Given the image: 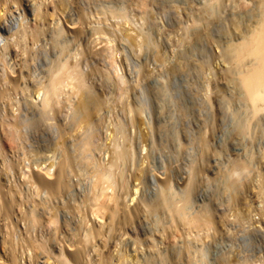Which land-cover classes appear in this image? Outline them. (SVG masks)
Here are the masks:
<instances>
[{
    "label": "bare ground",
    "instance_id": "bare-ground-1",
    "mask_svg": "<svg viewBox=\"0 0 264 264\" xmlns=\"http://www.w3.org/2000/svg\"><path fill=\"white\" fill-rule=\"evenodd\" d=\"M29 1L30 0H0V264H206V261L198 258L195 254V251L197 252L199 248L203 249V247H199L196 242L197 239L194 241L193 238L192 240V235L190 236L191 233L188 230L185 231V228H192L191 226L202 227L204 224H207V226L209 225V227L211 225L213 227L216 225L215 228L212 227V232L219 231L220 233H226L228 231L227 226L230 225L231 222V220L229 221V218H227V214L229 216V213L237 215L241 220V223H247L252 226H249L250 228L247 230L258 234L263 251L261 250V253H258L257 255V252L255 253L251 248V252H253L252 258L248 253L245 254V256H249L250 258H245L243 257L244 255H239V252H232L231 255L228 252L229 255L219 254L220 256L217 261L221 264H235V261H237L236 263H239L240 261L243 262L250 260L248 263L261 262L260 264H262V261L264 262V0H201V2L203 1V4L200 6V9L197 8V13L190 12L191 9L188 11V14L190 12V16L187 14L189 16V24L186 21L188 25H184L186 26L185 31L190 38V43H196L195 41L199 43V40H203L202 42H204V46H201V48L205 49L207 57H205L206 60L202 61L201 64H195V62L197 63L198 61L197 59L200 58L199 61L201 60V57L196 60L194 59L195 61L192 60L194 65L191 61L193 57H190L192 66L189 64L191 67L188 65H186V67L191 68L189 70H193V74L198 66L203 68V71L204 69H208L211 78L215 79L217 83L213 87L214 91L206 88L207 86L211 88V85H209L208 82L205 83L208 84L205 87L206 89L201 88V85H199V88L194 83H190L188 93L192 105L195 104L198 99L202 104L206 103L208 105L207 116L205 117L206 114H203L205 118H201L203 122L201 124L202 127L200 128L203 129L201 134L199 133V136L195 134V126L194 128H191L192 131L186 136V140L192 149L196 147L198 142V147L201 148L202 154L194 159H190L189 169L187 170L188 177L185 176L189 179L186 180V187L184 188L186 190L184 192L182 191L184 189L180 191L173 190L175 187L173 188L168 182L167 187L160 186L154 200H151L154 196H151L150 194L149 197H152L150 200L146 199L148 196L144 195L145 197H143L139 194V188L142 186L141 184L135 182L136 184L129 186L127 182L128 180L126 181L122 172L116 171L118 161L125 157L128 152L132 151L130 146V148L127 146V149L125 150L122 148L119 149V143L116 142V140L112 142L113 139L108 137V139H111L107 144V147L110 148L109 150L106 149L107 152H110L108 161H104L102 155H99L100 157L98 156L99 152L100 154L105 153V151L102 153V148L98 145L99 142L95 143L97 146H93L95 145L93 144L95 142H93L95 131H97V128L94 127L95 124H97L95 123L97 120H95V116L97 117V111L104 106L105 98L101 97L97 90L92 87V84L90 86L89 83H87L88 78H86L82 69L84 65L81 68L82 62L83 64L86 61L88 62L91 53H96L95 49L91 52L93 46L89 42L90 39L88 38L89 40H86V44H84L83 41H79L77 45L74 44L75 47L71 45L73 41L77 40L82 29L74 22L67 25L63 24V18L61 19L60 16L62 7H67L69 2L74 0ZM115 1L117 0H114V2ZM135 1L133 2L137 5V0ZM138 1L140 2V5L146 7L147 0H144L142 4V0ZM165 1L166 0H161L160 4ZM168 1L165 3L168 4ZM123 2L121 3L123 4ZM152 2L154 1L152 0ZM124 3L126 4L127 0ZM134 3H131V5L133 4L134 6ZM178 3H176L177 7H179ZM85 4L88 7L86 1ZM127 6L130 8L128 3L126 8ZM193 6L196 7V4ZM123 7L124 4L121 8L119 5L118 7L114 6V11L115 8H117V10L120 8L119 12L122 13V17H124V15L126 16L125 12L129 10L128 8V10L125 11L126 9ZM138 7L140 9L142 6ZM144 7H142V9ZM89 9L92 10L91 8ZM198 10H200L199 13ZM143 11L144 10H142L144 16L145 11ZM105 12L107 11L105 10ZM83 13L85 14V12H81V14ZM117 13H115L113 17L116 15L115 18H119ZM129 13L131 14V10ZM148 13H150L149 10ZM32 15L33 18L31 17ZM48 15H52V19H50ZM105 16L103 18H105ZM128 16L130 17L131 15ZM78 18L80 19L81 17ZM91 18L92 17H90V20ZM139 18L141 19V17ZM149 20L145 21L150 22ZM175 20L177 19L175 18ZM143 22L144 21L142 20V26L140 25L141 28L143 27ZM82 23L81 26H84ZM104 25H106V23ZM184 26H182L183 28H181V30L184 29ZM148 28L149 27H147L146 30H148ZM118 29L119 28H117V30ZM143 30L145 31V26ZM84 32L86 33V31ZM102 35L100 37H102ZM135 35L136 34H134V36ZM149 36L152 37L151 34ZM183 37H185V34ZM149 40L152 42L150 37ZM149 40L146 38L147 42ZM127 41H129V39ZM143 42L141 41V43ZM122 44L125 45L123 42ZM149 44L150 43H148L147 46L148 48L151 47ZM154 45L155 44L152 46ZM40 47L47 50L46 52L51 58L46 57L47 54L45 56H40V50H42ZM121 47L124 46L121 45L120 48ZM145 48L146 47H144V51L146 49L148 50V48ZM190 48L192 49V47H189V49ZM98 49L101 50V46ZM104 49H102V51ZM194 49L191 51L193 52ZM125 50L127 49L125 48ZM156 51L158 53L159 49ZM191 51L189 50V55H191ZM205 52L203 50L202 53ZM97 53L98 56L100 51L98 50ZM153 53H155V50ZM182 54L179 53L180 56H183ZM141 55L139 58L142 57ZM144 55L148 56L146 53ZM97 56L95 58H97ZM100 56L104 57L101 53ZM143 57L145 58V56ZM93 58L94 57H92V59ZM211 59H215V64L213 66H211ZM188 60L189 58L187 61ZM141 63H143V61ZM181 64L176 65L181 69ZM139 65L141 64H138V67ZM143 66L144 64L139 69H143ZM145 66L148 65L146 64ZM205 66L208 68H204ZM99 67L100 66L98 65V68ZM175 69L177 70V68ZM184 69L187 70V68ZM192 72L190 73L191 75H193ZM199 73L197 74L196 72L195 76H198ZM95 75L94 77H96ZM204 75L205 74L201 76L204 77ZM199 76L197 77L198 79L200 78ZM94 77L91 78L93 79ZM125 77L127 78L128 76ZM99 78L101 81V76H99ZM190 78L188 79V82H190ZM194 78L196 79V77ZM90 80L91 79H89V81ZM103 80L101 83L104 82ZM204 80L201 81L203 82ZM209 80L211 84V79ZM156 81L158 80L155 79L153 84L154 88H151V90H154L155 86L157 90L158 86L155 84ZM192 81L195 82L197 79L195 81L193 79L191 82ZM201 81L199 82L200 84ZM95 82H98V79ZM98 87H100V85ZM105 87L107 88L108 86L105 85ZM156 90L154 92L157 94ZM161 91L163 90L160 89V92ZM166 93H164V95H166ZM36 94H38V97L35 96ZM159 94H157L158 97ZM34 99L35 101H32ZM157 101H159L158 98ZM108 105L110 104L108 103ZM114 105L116 108V104ZM197 106L198 105H196L195 108H197ZM104 108H106V106ZM202 110L205 111V109ZM113 113H117V109L116 112ZM62 117L65 118L66 121L70 120V122L73 123L71 126H75V130L76 125L80 123L84 122L85 126L91 124V131L80 133L82 130L79 128L81 131L76 134L74 133V135L68 126L62 125L58 121ZM131 120V122H133V118H131ZM31 125H35L36 128H38V131L40 130L39 133L42 131V134H46L45 142L44 140L42 142L40 141L44 146L41 147V155L36 153L38 156L32 154L31 150L28 148L29 137L27 131ZM118 125L119 126L116 128L117 132L124 134L122 122ZM124 126H126V124ZM81 127L83 128L84 126L82 125ZM87 128H89V126ZM71 129L73 131V128ZM35 133L36 131L34 132V135ZM39 133L36 135H39ZM41 137L44 139L43 136H40V138ZM178 137L179 136L176 135L175 140L180 141ZM126 139H128V137ZM125 143L127 142L125 141ZM131 143H133V140ZM151 143L152 141L148 145H151ZM103 144L106 145L104 142ZM160 146L162 147V145ZM178 146L179 148L182 146L181 141L178 142L177 147ZM137 147L135 146V148ZM151 148L153 149L154 147L152 146ZM95 150L99 151H96L98 152V158L95 156ZM149 151L153 152V150ZM139 155L142 157L141 153ZM140 156H137V158ZM141 157L139 159H141ZM147 158L149 159L150 155ZM144 162H138V164H143ZM89 164L92 166L95 179L88 184V191H83L84 196L81 200L79 198V192L76 196V190L81 183L79 175L80 172L85 171L87 167H89ZM134 164L135 163L131 164V170L134 167L132 166ZM139 167L141 168V166ZM199 172L201 174L204 172L207 179H216L217 197L216 200H214V196L211 198L212 194L209 196L205 193L207 195L206 199L208 200H200L202 203L197 207L198 209L193 210V198L196 199L193 197V193L196 190ZM129 173H127V175L125 174L126 178ZM140 178L141 177H139L138 180L139 183H141ZM135 180L136 179H134V181ZM117 181L121 188L120 194L116 193L117 190L115 191ZM148 181L150 183V178ZM153 182L155 184V181ZM213 185L214 184H212V186ZM141 188V190L145 191L146 185L145 189L143 187ZM154 189L156 190V188ZM154 189L152 188V191ZM123 193L127 197H124V199L122 198L124 201L120 199V197L123 196ZM204 196L203 199L205 198ZM77 197L81 202H85V200L95 201L96 205L94 204L89 210H83L80 203H78L79 200L77 202ZM194 201L196 202L197 199ZM82 206L85 207L84 205ZM143 207L151 211L162 210L170 212L174 216L177 215L178 218H180L179 221L181 220L184 223V228L180 229L183 235H180L183 241H181L182 244H174L177 247L172 245L171 249H169L171 245L170 240L168 243L166 238L167 241L164 239L163 241L170 245H166V248H164L165 244L163 247V242H161V246L163 247L161 248L158 245L160 241V239L158 241V236L160 235L159 231L157 233L153 232V229L151 230L148 227L147 228L150 229L149 231L141 230L144 234L141 236H145V238L139 236L141 232L138 233L135 230L137 226L135 212ZM105 210H108L110 214L109 226L105 219L106 215H108H105ZM120 212L123 213V216L126 219L125 221L131 223V232L136 239L134 243H132L133 247L130 245L128 246L126 242L124 243L125 237L122 238L123 234L127 233L126 228H123V234H116V231H118V220L121 217L119 216ZM155 213L157 214V212ZM156 214L153 212V216L150 218L154 220L153 218H155ZM163 214L166 215L165 213ZM216 217H218V220ZM168 219H170V216ZM231 219L233 218L231 217ZM121 220L122 219H120V221ZM143 220L146 222L145 218ZM152 220H150V223ZM171 220H173V218ZM147 222L149 221L147 220ZM147 222L145 226H147ZM150 223L149 225H151ZM216 223L220 224L217 226ZM139 227H142V225L140 224ZM176 227L177 226H175V228ZM232 227H234V225ZM238 228L240 229V227ZM234 230L231 229L232 232ZM244 230L246 231V229ZM166 231L167 230H165V233ZM174 231H178L177 228ZM171 232H173V230ZM206 232L209 231L206 230ZM175 233L174 235H176ZM147 234L148 236H146ZM198 234L199 233L195 234V236L199 237ZM232 234L229 235L232 236ZM202 235L203 234H201V236ZM159 237L161 238V235ZM201 238L199 239L201 240ZM214 239L216 240V238ZM131 242L129 243L131 244ZM201 242H203V240ZM229 243L231 242L229 241ZM207 244L209 243L205 244L206 247ZM257 244L258 239L256 245ZM211 245L213 246V244ZM210 246L208 245V248ZM180 248L186 249L183 255L181 254L182 250ZM214 248L217 250V247H213V249ZM224 248H226V246ZM247 248L249 249V246ZM176 249H178V252H176L177 254L175 256L173 255V258L170 259V253H173ZM205 249L209 251V249ZM208 251L206 254H209ZM228 251L231 253L230 249H228ZM234 251H236L235 248ZM137 252H140L141 255L137 256L131 254ZM199 253H203L201 252V249L199 250ZM203 256L201 257L203 258ZM169 259L171 260V263ZM214 259L215 258H213V261ZM210 260L212 261V259ZM210 260L208 258L207 261L209 262Z\"/></svg>",
    "mask_w": 264,
    "mask_h": 264
},
{
    "label": "rangeland",
    "instance_id": "rangeland-1",
    "mask_svg": "<svg viewBox=\"0 0 264 264\" xmlns=\"http://www.w3.org/2000/svg\"><path fill=\"white\" fill-rule=\"evenodd\" d=\"M30 1L33 2L35 0H30ZM85 1L87 3L88 7L86 6ZM123 1L126 2V0H122V1L117 0L115 2H114V0H103V1L102 0H99V1L98 0H91V3H90V0H74V1H70L69 4L67 5V7H65V6L62 7V10L60 11V16H61V19L63 18L62 19L63 24L67 25V24H72V22H74V23L78 24L77 26L78 27L80 26L81 29H82V31L78 35L77 40L76 41H73L71 45H73L75 47L74 44L77 45L79 41H83V43L86 44V42H87L86 40L89 38L90 40L89 39L88 40L91 43V45L93 46L91 52H93L94 49L96 50V53L95 52H93V53L90 52L91 53V56L88 59V62L87 61L86 62L84 61L85 63L83 64V62H82V64H81V68L84 65L82 69H83V72L86 75V78H88V80H87L88 82L87 83H89L90 86L92 84V87L95 90H97V92L101 95V97L102 98H105V100L103 99L104 102H105L104 103V106H102L97 111L98 112L97 113V117L95 116V120L97 119L95 123H97V124H95L94 127L97 128L96 130L99 133L97 131H95V138L93 139V142L95 141L93 144L99 142L98 145H99V147L102 148L101 149L102 153L104 151H105V153H103L104 154L103 155V154H100V152L98 150H95V154H96L95 156H96V158H98L99 155H102L104 161H108L109 160V157H110L109 154H110V152H107V150H109L110 147L108 148L107 147V144L110 142L111 139H113L112 142L114 140H116V142L119 143V145H120L119 146V149L122 148L123 150H125V149H127L126 148L127 146H128V148L131 147L132 151L131 152H128V154H126L125 157H123L122 159H120L118 161V164H117V167H116V171L122 172L123 177L126 179V181L128 180L127 182H128V185L129 186H131L132 184H136L135 182H138V184H141L142 186L141 185L140 186L145 189V185H146V189H147V187H148V189L147 190L145 189V191H144V190H141L142 188L140 187L141 189L139 188V194H141L143 197H145L144 195H146V196L149 197V194H150L151 196H154V197L152 198L150 196L149 198L147 197L146 199L147 200H150L152 198L151 200H154L156 198L157 192L160 189V186L167 187V183L168 182L173 186V188L175 187L173 190L180 191V190L184 189L186 187V184H185L187 182L186 180L189 179V178H186L185 176L188 175L187 174V172H188L187 170L189 169L190 159H194L195 157H198V156H200L202 154L201 148L198 147L199 146L198 142H197L198 145L196 144V147H195L196 149L195 148L192 149L191 146H189V143L186 140V136L188 135V133L190 131H192L191 128H194L195 126H196L194 128L195 134L197 136H199L201 134V131H203V129H200L202 127L201 124L203 123L202 122V119L205 118L207 116V114H208V108H207L208 105L206 103H204L206 105L202 104L201 102H199V99L197 100V102H199L200 104L197 103V102H196L197 104L195 103L196 105H198L197 108L199 107L198 110H197V108H195L196 107L195 104L192 105V103H191V101L189 99V93H188L190 83H194L198 87H199V85H201V88H203V89L208 88V89H212L214 91V88L213 87H214V85L217 82L215 81V79H212L211 78V75H210V72L208 71V69L207 70L204 69V71H205L204 72L203 71V68H200V66H198L199 67V68L197 67L198 70H197V68L195 69L196 72H197V74L200 71V73H199L200 76L198 75L200 78L198 79L197 78L198 76H195L196 75L195 70H194V74H193V72H192L193 70L191 71V70H189L191 68L186 67V65H188V66H189V64L191 65L190 59L192 57L193 58L191 59V61L194 60V59L196 60L197 58L201 57V60H200L201 62L199 61V59H200L199 58V59H197L198 61H197V63L195 62V64H201L202 61L206 60L205 57H207L206 56L205 49L204 48H201V46H204V42H202L203 40H199L200 41L199 43L197 41H195L196 43H194V42L193 43H190V38L188 37V35H187L186 31H185L186 26H184V25H188L189 24L188 17L190 16V12L197 13V8L200 9V6H202L204 0L202 2H201V0H185V1L182 0V2H181V0H175V2L177 1L176 3H178V1H179V3H178L179 7L176 6L177 4L174 2V0H169V1L166 0L165 2L167 3V1H168V4H166L165 2H161L162 4H160V1L161 0H153L154 2H152V0H149L150 3L147 0L146 1V3H147L146 4V7H144V5H140V2L138 0H137V3H138L137 5L135 4L136 3L135 0H127V3L130 5V8L128 6L126 8L127 3L125 4ZM133 1H135V3ZM143 1L144 0H142L141 4L143 3ZM101 2H102V4H101ZM121 2H123V4H124V7L123 8L126 9V10L124 9L125 11H127L128 8H129V10L127 12H125L126 13V16L124 15V17H122V13L119 12V9L121 8V6H123V4ZM151 2H152V5H151ZM200 2H201V4H200ZM114 3H115V5H114ZM131 3H134L135 5L134 6H133V4L131 5ZM192 3H193V5L196 4V7L193 6ZM26 4H28V3H26ZM154 4H156V5H154ZM158 4H160V5H158ZM81 5L85 9L82 8ZM89 5H92V6H89ZM99 5H101L102 7L99 6ZM113 5L115 7H118V5H119L120 8H118V10H117V8H115V11H114V6ZM150 5H151L152 8L150 7ZM197 5H199V6H197ZM97 6H99V7H97ZM131 6H133L134 8L131 7ZM138 6H142V7L147 8V9H144V8L142 9V7H141L140 8L141 10H140ZM92 7H94V8H92ZM149 7H150V9H149ZM86 8H87V10H86ZM89 8H91L92 10H90ZM109 8H111V9H109ZM105 10L107 12H105ZM130 10H131V14L129 13ZM142 10L145 11L146 17H145V15L143 16ZM146 10H147V12H146ZM148 10L150 11V13H148ZM189 10H190V12L188 14V11ZM88 11H89V14H88ZM98 11H99V13H98ZM117 11H118V13H117ZM81 12H85V14L84 13L81 14ZM111 12H113V13H111ZM133 12H134V14H133ZM199 12H200V10H198V13ZM115 13H117V15H118L119 18H115L116 15L113 17V15ZM73 14H75V15H73ZM105 14H106V16H105ZM128 15H131V16L129 17ZM94 16H97V17H94ZM104 16H105V18H103ZM147 16L148 17H151V18H148ZM31 17L33 18V15ZM48 17L50 19H52L53 16L52 15H48ZM78 17H81V18L79 19ZM90 17H92L91 20H93V21L90 20ZM139 17H141V19L144 21L142 28L144 29V26H145V31L141 28V26H142V20ZM82 18H84V19H82ZM175 18L177 20H175ZM178 18H179V20H178ZM88 19H89V23H88ZM108 19H109V22L110 23L108 22ZM136 19H138V20H136ZM182 19H184V20H182ZM76 20L78 21V23H77ZM145 20H149L152 23H150L148 21H145ZM137 21H139V22H137ZM186 21L188 22V24H187ZM104 22L106 23V25H104L105 24ZM122 22H123V24H122ZM81 23L84 26H81ZM135 23H136V25H135ZM146 23H147V25H146ZM179 23H180V25H179ZM98 25L99 26L101 25V26L99 27ZM146 26L149 27L148 30H146L147 29ZM182 26H184V29L183 30H181V28H183ZM82 27L85 28V29H83ZM114 28H115V30H114ZM117 28H119V29L117 30ZM120 28H122V29H120ZM140 29H141V31H140ZM84 31H86V33ZM120 31H121V33H120ZM106 32H108V33H106ZM214 32H216V31H214ZM102 33H103V35H102ZM118 33H120V34H118ZM134 34H136L135 35L136 37L134 36ZM150 34L152 35V37L149 36ZM184 34H185V37H183ZM94 35H95V37H94ZM101 35H102V37H100ZM110 36H111V38H110ZM107 37H108V40H107ZM149 37L152 40V42L149 40ZM69 38H71V37H69ZM121 38H123V39H121ZM146 38L149 40L148 42L146 41ZM187 38H188V40H187ZM128 39H129V41H127ZM143 40H144V42H143ZM186 40H187V42H186ZM105 41H106V43H105ZM141 41L143 43H141ZM119 42L124 47H121L120 48L121 45L119 44ZM122 42L125 43V45L122 44ZM98 43H100V44H98ZM134 43H136V44H134ZM148 43H150L149 45L151 46L149 48L147 47L148 46ZM114 44H115V46H114ZM126 44H129V45H126ZM153 44H155V45L152 46ZM117 45H119V46H117ZM134 45H135V47H134ZM189 45H191V46H189ZM194 45L196 47H198V48H196ZM100 46H101L102 49H104V48L105 49L107 48V49L106 50L104 49L102 51V49L101 50L98 49V48H100ZM157 46H159V47H157ZM144 47L148 48V50L145 48L146 50L144 51ZM189 47H192V49L191 48L189 49ZM194 47H195V49H194ZM40 48L42 49V50H40L41 52L39 51L40 52V56H42V55L45 56L47 54L46 57L51 58L48 55V53L46 52L47 50H45L43 47H40ZM125 48L127 50H125ZM142 48H143L144 53L142 51ZM116 49H118V50H116ZM136 49H137V51H136ZM150 49L153 50V51L155 50V53H153V51H151ZM158 49H159V52L160 51H162V52H160V53L158 52L157 53L156 50H158ZM193 49H194V51L192 52L191 50H193ZM98 50L100 51L101 55H103L104 57L100 56V53L97 56ZM149 50H150V52H149ZM189 50L191 51L190 52L191 55H189ZM203 50H204L205 53H202ZM186 51H187V53H186ZM182 52H183V54H182ZM145 53L148 54V56L144 55ZM173 53H176L177 55L176 54H173ZM179 53L182 54L183 56H180ZM154 54H156V55H154ZM185 54H187V55H185ZM140 55L142 56L141 58H139ZM96 56H97V58H95ZM143 56H145V58ZM92 57H94V58L92 59ZM185 57L187 59L189 58V60L187 61V59ZM100 58L103 59V60H101ZM176 58H177V60H176ZM39 59H40V57H39ZM93 60H95L96 62L93 61ZM147 60H148V62H147ZM142 61H143V63H141ZM179 62H181L182 64L179 63ZM210 62H211V66H213L215 64V59H211ZM192 63L194 65V62L193 61H192ZM93 64L96 66V69H95V66ZM138 64H141V65H139V67H138ZM143 64H144L143 69H139V68L142 67ZM146 64L148 66H145ZM176 64H179V65L181 64V66L183 68L181 67V69H180V67L177 66ZM98 65L100 66L99 68H98ZM191 66H189V67H191ZM147 68H148V70H147ZM175 68H177V70ZM184 68H187L189 74H188L187 70L184 69ZM204 68H208V67L205 66ZM191 72H192L193 75L190 74ZM95 74H97V75H95ZM153 74H154V76H153ZM203 74H205V75L207 74L206 75V79H205V75H204V77L201 76ZM94 75L96 77H94ZM184 75H186V76H184ZM90 76L91 77H94V78L92 79ZM99 76H101V81L104 79L103 80L104 81L103 83H101V81L99 80L100 79ZM125 76H128V77L126 78ZM186 77H188V78H186ZM194 77H196L197 81H195L196 79ZM189 78L191 80L194 79L195 82H193V81L191 82V80H189L190 82H188V79ZM208 78L211 79V84H210V82H209L210 80ZM89 79H91L90 81L92 83L89 81ZM97 79H98V82H95V81H97ZM155 79L158 80V81L155 82V84H157L158 88L159 87L160 88L159 89L157 88V90H156V86H155V89L154 90L153 89L151 90V88H154L153 87L154 86L153 84H154ZM200 79L201 80H204L205 79V80L202 82ZM109 80H111V81H109ZM115 80H116V82H115ZM199 80L201 81V84L199 83L200 82ZM187 82H188V84H187ZM206 82H208L209 85H211V88L208 87V86L206 87V85H208V84H205ZM98 83H99L100 87H98L99 86ZM106 83H108V84H106ZM93 84H94V86H93ZM105 85H107L108 87L106 88ZM129 87H130V89H129ZM160 89L163 90V91L160 92ZM129 90H130V92H129ZM155 90H156L157 94L160 93L159 94V97L154 92ZM201 91H204V90H201ZM164 93H166V95H164ZM198 95L201 96L200 94H198ZM35 96L38 97V94H36ZM103 96H105V97H103ZM109 98H111V99H109ZM157 98H158L159 101H157ZM29 100H30V98H29ZM76 100H77V98H76ZM32 101H35V99L32 100ZM157 102L160 103V104H158ZM108 103L110 105H108ZM114 104H116V108H115V105ZM190 104L192 105V107H191ZM105 106H106V108H104ZM130 107H132V108H130ZM193 107H194V109H193ZM116 109H117V113L114 114L113 112H116ZM163 109H164V111H163ZM202 109H205L206 112L204 110H202ZM186 111L189 112V113H187ZM100 114H101V116H100ZM158 114H160V115H158ZM203 114H206L205 117H204ZM191 117H192V119H191ZM131 118H133V122H131L132 121ZM64 120L66 121V119L62 117L58 121L62 125L68 126L69 129H70V131L73 134L74 133L75 134L76 133H79L81 130L82 131L80 133H82V132H90L91 131V128H92V125L91 124H88L89 128H87L88 126H85V123L84 122L83 123H80L78 125H76V123H75V125H76V130H75V128H74L75 126L74 127L71 126V124L73 125V123H71L70 120L67 119L68 121H66V123H65ZM121 122L123 124V132H124V134L123 133H118L117 132V129H116L119 126L118 124L121 123ZM68 124H70V125H68ZM125 124H126V126H124ZM82 125L84 126L83 128L81 127ZM86 125H87V123H86ZM71 128H73V131H72ZM35 131H36V133L34 135V132ZM39 131H38V128H36L35 125L34 126H32V125L29 126L28 131H27V134H28V137H29V140H28V148L31 150L32 154H34V155H36V153L38 155L39 154L40 155L42 154V148L41 147H43L44 145H42L43 143H41V142L43 140L45 142V140H46L45 139L46 138V134H44V133L42 134V131L39 133ZM38 133H39V135L41 134L40 136H43L44 139H42V137L40 138L39 135H36ZM122 134L124 136L125 135L126 136L124 137ZM176 135L179 136L178 139L182 143V146L180 148H179V146L177 147L178 142H180V141L175 140L176 139ZM108 137H110L111 139H108ZM127 137H128V139H126ZM124 139H126V140H124ZM37 140H39V141H37ZM132 140H133V143H131ZM140 140L143 141V142H141ZM168 140H169V143H168ZM125 141L127 143H125ZM151 141H152L151 145H148V144H150ZM103 142L106 143V145L103 144ZM163 142H164V144H163ZM173 142H175V143H173ZM100 143H101V146H100ZM153 143L154 144L156 143V144L154 145ZM160 145H162V147ZM93 146H97V145L95 144ZM135 146L136 147L138 146V147L135 148ZM139 146H141V147H139ZM152 146L154 147L153 149L151 148ZM160 147L162 148V150H161ZM149 150H153V152H151ZM96 151H98L99 153L96 152ZM195 151H196V153H195ZM147 152H149V153H147ZM97 153H98V156H97ZM140 153L142 154V157L139 155ZM38 155H36V156H38ZM132 155H134L135 157L132 156ZM149 155H150V158L148 159L147 157H149ZM104 156H105V158H104ZM137 156H140L141 159H139L140 157L137 158ZM131 158H133V159H131ZM136 158H137V160H136ZM128 160H130V161H128ZM134 160H136V161H134ZM138 162H140V163L144 162V163L143 164H138ZM125 163H126V165H125ZM133 163H135V164L132 165V166H134L136 169L133 167L132 170H131L130 167H131V164H133ZM88 166L89 167H87V169L85 170L86 172L85 171H82V172H80V175H79V177H80L79 179H81L80 180L81 183H80V186L76 190V196L78 195V192H79V196L80 197L79 196L78 197L81 200H82V198L84 196L83 193L85 191H88V184H90L91 181H93L95 179L92 166H90V164ZM139 166H141V168ZM137 167H138L139 171H138ZM119 168H120V170H119ZM133 171H137V172H133ZM129 172H131L132 174L129 173ZM127 173H129V174H128L127 178H126ZM151 174L155 178H153ZM202 174L199 172V175L197 177L196 190L193 193V197H195L197 199V201L195 202L194 200H196V199L193 198V208H194V209L192 208L193 210H197L198 209L197 207L200 205V203H202L200 200H202V201L203 200L204 201H207L208 200V199H206V196L207 195L205 193H207L209 196H211L210 194H212L211 198H213V196H214V198H213L214 200H216V197H217V191H216V184H217L216 182L217 181H216V179H213V180L212 179H207L206 174H204V172H202ZM138 176L141 177L140 178V182L141 183H139V181H138L139 180V177ZM147 177H148V179H147ZM149 178H150V183L148 181ZM83 179H84V181H83ZM134 179H136V180L134 181ZM153 181H155V184H154ZM213 181H214V183H213ZM157 182H158V184H157ZM117 183H118V181H117ZM117 183L115 185V191L117 190L116 193L120 194L121 188H120L119 183L118 184ZM147 184H148V186H147ZM203 184H204V186H203ZM212 184H214V185L212 186ZM199 185H201V186H199ZM152 188L153 189L156 188V190L154 189L152 191ZM185 190L186 189H184L182 191L184 192ZM212 190H215V191H212ZM150 191H152V192H150ZM207 191H209V192H207ZM122 195L123 196L120 197V199L122 201H124L123 200L124 197L125 198H127V197H126V195L124 193ZM203 196L205 197L204 199H203ZM78 197H77V202L79 200L78 203H80V206L82 207L83 210H85V209L86 210H89L90 207L94 206V204H95V201H87V200H85V202H81V200L78 199ZM185 199H186V197H185ZM81 204L84 205L86 208L83 207ZM153 212H154V214H156L155 212H157V214L155 215V218L156 219L153 218L154 220H152V218H150V217L153 216ZM163 213H165L166 215H164ZM106 214H108V215H106ZM105 215H106V217L109 218L108 219V218L105 217V219L107 221V225L109 226L108 223H110V214H109L108 210H105ZM135 215H136V218H137L136 219L137 220V226H136V229L135 230L138 233L141 232L140 235L138 234L139 236L144 235L142 233L143 230L149 231L150 229L151 230L153 229V232H156L157 233L159 231V233L161 235V238L159 237L160 235L159 236L157 235L158 236V241L160 239V241L158 243L159 247L163 248L164 247V244H165V247L164 248H166V245L169 246L171 244L170 247H169V249H171V246L174 245V244H177V245L182 244L183 241H182V237H180V235L181 236H183V235H182V232L180 231V229L181 228H184V223L181 220L179 221L180 218H178L177 215L174 216L170 212H165V211H162V210L151 211V210H147V208H144V207L141 208L140 210L136 211L135 212ZM231 215H233V216H231ZM119 216H121V217L119 218L118 221L119 222H122V223H119L118 222V224H117V230L118 231H116V234L117 233L123 234V228H126L127 233L126 234H123L122 238L125 237L124 238V243L126 242L128 244V246L130 245L131 247H133L132 246V243H134V241L136 239L134 237V234L131 232V226H130L131 223H128L127 221H125L126 219L124 218L123 213L120 212ZM169 216H170V219H168ZM234 216L237 218V222H236V218ZM171 217L173 218V220H171L172 219ZM231 217L233 219H231ZM144 218H145L146 222H147V220L149 221V222H147V226H145L146 225V222L143 220ZM227 218H229V221L231 220L232 223L230 222V225L227 226L228 227V231L226 233H220L219 231L212 232L213 228H215L216 225H214V227L212 225L209 227V225L207 226V224H204V225H202V227L201 226H191L192 228H190V227H188L189 229L188 228H185L186 229L185 231L188 230L191 233L190 236L192 235L191 236L192 237V240H193V238H194V241H195V239H197L198 241L196 240V242L199 245V247H203V249L202 248H199V250L201 249V252H203V253H199V250H198L197 252L195 251V254H196V256L198 258L206 261V264H221L220 262L217 261L218 257L220 255H223V254H228V252H229L230 255L232 254V252H239L238 253L239 255H244L243 257L250 258L249 256L248 257L245 256V254L248 253V255H251V258H252L253 257L252 256L253 252H251L252 249H253V251L255 253L257 252V255H258V253L259 254L261 253L260 252L261 250L263 251V248L260 245V237L258 236V234L257 233H254V232H249L247 230L248 228L252 227L251 225H249L247 223H241V220L239 219V217H237V215H235L233 213H229V216L227 214ZM120 219H122L123 221L122 220L120 221ZM216 219L218 220V217H216ZM150 220H152L153 222L151 221V223H150ZM233 221H235V222H233ZM149 223L151 225H149ZM181 223H182V225H181ZM121 224H123V225H121ZM124 224H126V225H124ZM140 224L142 225V227H139ZM219 224L220 223H218L217 226ZM232 224L234 225V227H232L233 226ZM240 224L242 225V227H241ZM179 225H180V227H179ZM256 225H258V224H256ZM175 226H177L176 228H177L178 231H174L176 229ZM235 226H237V227H235ZM147 227L150 228V229H148ZM173 227H174V229H173ZM206 227H208L209 230ZM238 227H240V229ZM119 228H120V231H119ZM233 228L234 229L236 228V229L234 230ZM231 229L234 230L235 232L236 231L237 232L236 233L234 231L232 232ZM244 229H246V231ZM165 230H167L166 233H165ZM172 230H173V232H171ZM206 230L209 231V232H206ZM238 232H239V234H238ZM174 233L176 235H174ZM197 233H199L198 234L199 237L198 236H195V234H197ZM204 233L205 234L207 233L206 236H205ZM169 234L171 235V237H170ZM201 234H203V235L201 236ZM229 234H232V236L229 235ZM213 235H216L217 237L216 236H213ZM146 236H148V234ZM166 236H168V237H166ZM207 236L209 237V239H208ZM254 236H255V238H254ZM141 237L142 238H145V236H141ZM223 237H224V239H223ZM257 237H259V238H257ZM166 238H167L168 241L166 240ZM199 238H201V240ZM214 238H216L217 241ZM161 239H162V241H161ZM163 239L165 241H167L168 243H169V240H170V244H168L167 242L165 243V241H163ZM222 239L224 240V242H223ZM257 239H258V244L257 245H259L260 247L256 245ZM202 240H203V242H201ZM239 240H241V241H239ZM229 241L231 243H229ZM129 242H131V244ZM161 242H163V245L161 244ZM215 242H216V244H215ZM206 243H209V244H207V247L205 245ZM232 243L233 244L235 243V244L233 245ZM211 244H213V246ZM208 245L209 246L211 245V246L208 248ZM247 245L249 246V249L247 248L248 247ZM138 246H140V245H138ZM225 246H226V248H224ZM175 247H177V246H175ZM213 247H217V250H215V248L213 249ZM236 247L237 248L238 247H240V248L243 247V248L242 249L238 248L239 249V251H238V249ZM205 248L209 249V251L206 250ZM234 248L236 249V251H234ZM180 249L182 250L181 251L182 252L181 254L183 255L185 253L186 249H183V248H180ZM219 249H221V250H219ZM228 249L231 250V253H230V251H228ZM257 249H259V250H257ZM246 250H247V252H246ZM204 251H206V252H204ZM207 251L209 252V254H206ZM131 252H132V250H131ZM140 252L131 253V254L140 256L141 255ZM176 252H178V249H176L173 253L172 252L170 253V256H169L170 259L173 258V255L175 256L177 254ZM201 256H203V258ZM211 256H212V258H211ZM208 258H209V260L212 259V261L210 260L208 262L207 261ZM213 258H215L214 261H213ZM249 261L250 260H246V261H243V262L240 261L239 263H236L237 261H235L234 263L235 264H241V263L242 264H260L261 263V262L248 263ZM170 263H171V260H170ZM263 263L264 262L262 261V264Z\"/></svg>",
    "mask_w": 264,
    "mask_h": 264
}]
</instances>
